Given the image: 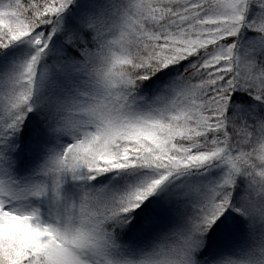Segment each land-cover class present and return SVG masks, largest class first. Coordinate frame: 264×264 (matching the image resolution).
Masks as SVG:
<instances>
[{"label":"snow or ice","instance_id":"obj_1","mask_svg":"<svg viewBox=\"0 0 264 264\" xmlns=\"http://www.w3.org/2000/svg\"><path fill=\"white\" fill-rule=\"evenodd\" d=\"M0 264H264V0H0Z\"/></svg>","mask_w":264,"mask_h":264}]
</instances>
